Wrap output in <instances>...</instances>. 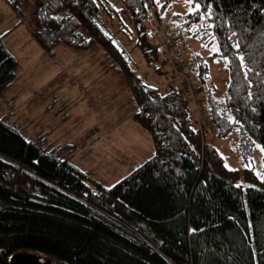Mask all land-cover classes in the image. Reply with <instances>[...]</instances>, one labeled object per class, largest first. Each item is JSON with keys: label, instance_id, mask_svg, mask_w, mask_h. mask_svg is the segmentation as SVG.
Segmentation results:
<instances>
[{"label": "trees", "instance_id": "1", "mask_svg": "<svg viewBox=\"0 0 264 264\" xmlns=\"http://www.w3.org/2000/svg\"><path fill=\"white\" fill-rule=\"evenodd\" d=\"M7 1L15 12L33 4L29 28L45 54L101 48L129 88L133 118L154 150L105 187L65 157L72 145L29 139L0 116V264L17 250L68 264H264V151L261 175L226 168L180 86L162 93L139 76L117 39L131 32L121 15L128 12L137 32L133 47L148 69L166 73L153 5L157 21L177 39L184 32L217 43L229 70L226 92L217 97L210 89L202 59H189L191 74L206 96L207 122L218 137L235 130L237 153L246 154L256 142L264 146V0H193L198 14L169 18L163 13L173 0ZM18 65L0 36V95Z\"/></svg>", "mask_w": 264, "mask_h": 264}, {"label": "rangeland", "instance_id": "2", "mask_svg": "<svg viewBox=\"0 0 264 264\" xmlns=\"http://www.w3.org/2000/svg\"><path fill=\"white\" fill-rule=\"evenodd\" d=\"M118 6L121 7L122 4ZM19 7L21 11L15 12L7 0H0V36L5 47L19 64L15 78L0 95V116L5 115L29 139L45 144L68 143L72 145L71 151L65 153V157H70L73 164L87 172L93 180L103 186L114 185L133 168L151 157L154 150L151 136L132 118L135 107L130 90L120 76L115 75L116 79L113 81L110 75L109 83L103 85L101 94L105 95L113 87L115 88V92H111V95L106 98L111 100L108 106L113 107L101 106L99 115H97L99 110L96 109L93 110V115L85 113L88 106L83 107L84 98L80 96L75 86H72L68 93L66 88L62 96L60 94L57 96V92L51 90V87L62 81L66 84V79L68 80L69 77L66 72L72 67L77 54L70 51L72 48L67 46L58 47L59 49H56L53 55L45 54L33 38L29 28L31 27L30 15L34 9L33 4L30 6L25 3ZM189 7L193 6L185 3V0H173L164 10L163 16L169 18L174 13H187ZM121 15L124 24L129 26L131 32L122 35L120 39L119 36L117 37L119 47L126 49L125 57H129L130 65L137 69V74L151 81L146 76L149 69L140 52L131 47L135 43L137 33L133 19L128 12H123ZM179 44L186 47L183 50L185 58L189 59L193 53L192 57L202 59L208 64L207 84L212 91L215 90L217 97L222 96L228 86L229 70L225 58L219 54V51H213V46H218L217 43L205 44L199 39L184 37ZM93 57L96 58L94 55ZM166 73L172 80H176L168 70ZM196 79L199 80V78ZM49 83L52 84L51 87L48 86ZM156 85L162 93L167 91L163 85ZM80 90L83 91L81 88ZM205 97L202 96L204 105L206 104ZM114 108H116L118 119L112 126ZM94 126L99 129L94 130ZM121 129H131L130 134L123 140L134 141L135 150H137L130 152L129 155H123V149L112 153L113 156L118 155L120 159L124 158L123 163L119 165L109 162L111 158L107 162L105 158L109 157L103 158L96 152L93 153L92 145L99 141L103 144L108 141L114 142L111 147L116 144L123 145L122 139L113 138ZM216 136V128L213 131L210 128L206 135L213 141L224 158V163H227L231 169L251 168L257 175L261 174L263 151L256 147V145H261L260 143L256 142L248 153L238 154L240 144L235 130L222 137ZM249 163L251 167H245Z\"/></svg>", "mask_w": 264, "mask_h": 264}, {"label": "crops", "instance_id": "3", "mask_svg": "<svg viewBox=\"0 0 264 264\" xmlns=\"http://www.w3.org/2000/svg\"><path fill=\"white\" fill-rule=\"evenodd\" d=\"M120 37H122V35H119V39H120ZM184 37L186 39H188V38L190 39V37L185 35L183 32L180 34V37H178L179 43L181 42V39ZM131 47H133V46H131ZM179 47L182 50V57H184L183 56L184 55L183 50L186 47H185V45L182 46L180 44H179ZM57 49H59V48H57ZM70 51H72L73 53H76L77 56L73 60L72 67L66 72L69 75L68 80L66 79V84H64V82L62 81V83H60V84L57 83L54 86H52V84L49 83L48 86L49 87L52 86L51 90L56 91L57 96L59 94H60V96H62L64 94V91L66 88L68 89L67 90V93H68L69 89H72V86H75L76 89L78 88L77 91L80 93V96L82 95V97L84 98L83 107L86 105L88 106V110L85 113H90L91 115L94 114L93 113L94 109L99 110L97 113V115H99L100 110L102 108L101 106L113 107L111 105L108 106V104L111 102V100H107L106 98L109 95H111V92H115V88L113 87L111 89V91L106 92L107 94L105 93V95H102L101 91H102L103 85L109 83L108 80H110V75H111L113 81H115V79H116L115 75H118V76H120V75L113 69L112 66H110L108 60L106 59V57L102 53L101 48H99L97 46V47L91 49L90 51L85 52V53H81V54L77 50L72 49ZM192 54L190 55L189 59L193 61L195 58L192 57ZM93 55L96 58H94ZM185 59L189 61V59H187V58H185ZM93 61H94V65H92ZM70 64H72V62ZM164 67H165L164 71L166 72V70H165L166 66H164ZM146 76H147V78L148 77L150 78V80H151L150 82L159 84L160 86L163 85L165 87V89H167V90H169V88H171L172 86H178L179 85L177 79L175 78L176 80H172V78H170V76H168L167 73H162L161 75H158L149 69L146 73ZM120 86L122 87V84H120ZM125 86H126V84H125ZM80 88L83 89L82 92H81ZM214 92H215V90H214ZM202 96L205 97V94L203 92H202ZM132 101H133V99H132ZM112 103L114 104V101ZM115 110H116V108H114V112H113L112 126L116 123V119H118V118H116ZM134 111H135V108H134ZM95 129H99V127L94 126V130ZM115 131H116V129L114 130V132ZM130 132H131V129L130 130L121 129L117 132L116 136L115 135L113 136V138L117 139V140H119V139L123 140L130 134ZM113 138H112V140H113ZM113 143L114 142H112V141H108L106 144H103V142L99 141L98 143H94L92 145L91 150L93 151V153L96 152V154L103 156V158L105 156L109 157V158H105V160L107 162H108V159L111 158L109 160V162H115L119 165L125 161L124 158L120 159L118 157V155L113 156L112 153L123 149V152H122L123 155L124 154L129 155L130 152L133 153V152L137 151V150H135V142L134 141L123 140V145H117L115 143L116 145L114 147H111Z\"/></svg>", "mask_w": 264, "mask_h": 264}, {"label": "built area", "instance_id": "4", "mask_svg": "<svg viewBox=\"0 0 264 264\" xmlns=\"http://www.w3.org/2000/svg\"><path fill=\"white\" fill-rule=\"evenodd\" d=\"M155 13V6H150L151 19L153 20L156 34L161 39L162 53L167 62L168 71L177 79L182 92L188 99L196 126L201 132L204 128H211L213 131L215 128L207 122V113L203 103L202 91L192 77L191 65L189 61H186L182 57L177 37L169 33L167 27L157 21Z\"/></svg>", "mask_w": 264, "mask_h": 264}, {"label": "water", "instance_id": "5", "mask_svg": "<svg viewBox=\"0 0 264 264\" xmlns=\"http://www.w3.org/2000/svg\"><path fill=\"white\" fill-rule=\"evenodd\" d=\"M8 264H68L49 254L34 250H17L8 259Z\"/></svg>", "mask_w": 264, "mask_h": 264}, {"label": "snow or ice", "instance_id": "6", "mask_svg": "<svg viewBox=\"0 0 264 264\" xmlns=\"http://www.w3.org/2000/svg\"><path fill=\"white\" fill-rule=\"evenodd\" d=\"M156 2L159 4L160 0H156ZM185 3H187L189 5H192L193 4V0H185ZM199 8H200V4L196 3L194 7H189L188 11H189V13L198 14ZM196 30H197L196 28L192 29V31H196ZM232 35H235V33H233ZM229 39H231V37H229ZM232 46L235 47V48H239V43L235 42V43L232 44ZM213 51H219V46L214 45L213 46ZM239 58H240L241 62H243V59H244L243 56H240ZM148 87H151V86H148ZM256 147L260 148L261 151H264V146L256 145ZM224 166L226 168H229V170H234V169H231L227 163H225ZM245 167H251V164L250 163L246 164ZM258 175H261V174L258 173ZM236 187L239 188V187H242V185L237 184ZM193 231H195V230H193Z\"/></svg>", "mask_w": 264, "mask_h": 264}]
</instances>
